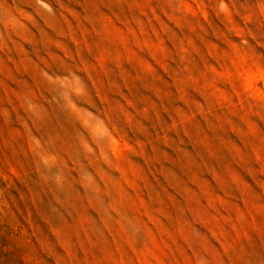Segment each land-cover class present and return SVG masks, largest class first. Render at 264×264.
Returning <instances> with one entry per match:
<instances>
[{
    "label": "rangeland",
    "instance_id": "obj_1",
    "mask_svg": "<svg viewBox=\"0 0 264 264\" xmlns=\"http://www.w3.org/2000/svg\"><path fill=\"white\" fill-rule=\"evenodd\" d=\"M0 264H264V0H0Z\"/></svg>",
    "mask_w": 264,
    "mask_h": 264
}]
</instances>
